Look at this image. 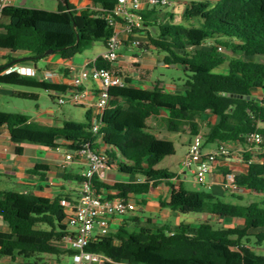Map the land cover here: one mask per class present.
<instances>
[{
    "label": "trees",
    "instance_id": "1",
    "mask_svg": "<svg viewBox=\"0 0 264 264\" xmlns=\"http://www.w3.org/2000/svg\"><path fill=\"white\" fill-rule=\"evenodd\" d=\"M58 1L57 11L5 6L1 15L7 22L0 23V50L27 52L35 62L52 51L66 60L85 53L95 43L106 45L114 35L110 16L117 0H80L98 8L80 11L69 0ZM141 16L148 38L144 47L151 45L163 54L162 62L179 68L185 80L181 94L158 86L138 93L126 87L110 89V107L100 117L105 145L101 154L107 167L114 166L132 181L108 186L95 176L94 192H114L109 198L128 200L130 195L148 194L175 176L156 168L176 150L173 141L158 138L155 131L181 132L188 126L195 136L199 131L197 120L211 113L218 123L209 125L207 142L244 143L249 135L264 136V99L258 102L253 97L254 90H264V0H189L179 23L175 15L161 8L141 12ZM223 49L226 52H221ZM11 61L0 65V88L67 89L7 72ZM94 65L98 69L112 68V63L101 56ZM222 66L225 71L216 72ZM13 97L38 100L37 95L24 92H15ZM28 121L26 115L0 111V128L7 127L16 144L63 148L68 153L89 144L97 152L90 112L85 123L67 121L61 127ZM258 159L252 161L251 153L244 155L248 171L235 177L234 185L242 194H231L235 201L181 188L169 202L161 203L181 215L209 214L239 219L241 225L226 227L210 221L170 225L155 224L151 219L140 225L131 215L117 231L93 236L87 251L107 256L110 262L106 264H264V255L249 246L251 237L258 245L264 243V154ZM49 170V166L38 164L34 173L46 174ZM62 199L71 201L65 194L51 200L0 190V219L9 229L0 230V257L21 259L26 264H51L45 256H56V262L61 255L69 256L72 251L62 249V245L73 230L65 222ZM130 222L133 228H129Z\"/></svg>",
    "mask_w": 264,
    "mask_h": 264
},
{
    "label": "crops",
    "instance_id": "2",
    "mask_svg": "<svg viewBox=\"0 0 264 264\" xmlns=\"http://www.w3.org/2000/svg\"><path fill=\"white\" fill-rule=\"evenodd\" d=\"M69 2L78 11L84 10L88 7L98 10V8H94L87 1L69 0ZM28 4L29 0H0V23L7 22V19L1 15V11L5 6L11 5L32 8L29 7ZM188 4L186 5V8ZM58 6L59 1L56 9L47 11H57ZM161 9H163L164 13L169 14H173L177 11V8L173 10V6ZM131 40H139L143 47H134L132 46L131 41L125 39L119 50V59L112 64V68L121 70L126 77L125 85L123 87H126L131 93H138L142 90L152 89L153 87L158 86L159 88H163L166 92L181 94L184 80H181L180 78H171L170 80L174 81L169 82V79V81H163L161 79L153 78L155 65L164 66L167 69L179 68L174 66L167 67L162 62L164 55L160 54L153 46L149 45L148 47H144L148 44V38L145 31L142 30L137 35L132 36ZM104 51L105 45H103L102 50L95 56H86L81 59L76 56L64 60L59 55L51 54L52 56L47 55L43 59L35 62L30 59L27 52L18 51L16 53H11L9 51L0 50V65H8L10 63L9 60L11 59V66L25 68L29 72L27 75L28 77H32L36 80H44L55 85L66 86L67 89L65 91H47L49 92L53 103H57V97L63 95L67 96L73 91L71 84L73 77L81 70L91 68L96 58L101 56ZM123 51H125V54H123ZM126 53H128V55ZM58 58H60V60ZM41 61L49 64L46 69L38 66V63ZM224 71V66L216 70V72ZM98 86V83L90 84L87 87L88 94L79 104H73L67 101L64 105H58V107L50 108L45 111L38 109L34 116H30L26 113L20 114L28 116V122L51 127H61L63 123L67 121L77 122V115L74 109L82 108L85 112V121L86 113L90 112L91 126H93L97 122L96 100ZM82 90L84 89L82 88ZM15 92L35 94L39 98V95L33 92L14 88H0V95L5 94L13 97ZM253 97L260 102V100L264 99V90H254ZM197 123L199 126L198 134H201L204 140L203 152L209 153L215 151L218 147V143L207 142L205 135L208 132L210 124L218 123V118L211 113H205L199 120H197ZM154 134L160 139L171 140L174 142L176 150L175 155L165 157L156 168L168 170L174 173L175 176L170 180H164L157 187L152 188L148 194L141 195L140 198L135 201L131 198L128 199L135 202L137 206V211L133 214V217L139 219L141 223L140 225L144 224L147 219H151L155 224L171 225L172 221L174 222V225L183 223L179 213L161 206V203L169 202L171 196L174 193L179 192L181 188H184L191 193L201 191L210 192L217 198H227L229 194H239V190L232 191L226 187V175L233 174L236 177L247 173L248 164L244 161L245 154L251 153L252 161H258V156L264 154V136L263 142L260 144H252L248 142L226 143L229 150L232 147L236 148L239 154H234L230 158L220 157L215 164L213 171L208 176L209 185L202 188L197 184L193 172L183 166V161L193 140L191 129L188 126H184L181 132L155 131ZM176 139L178 145L182 147L181 152L178 151V145L175 142ZM93 148L98 153L104 152L105 145L103 139L96 137L93 143ZM67 153L68 152L63 153L62 148L48 149L30 143L16 144L11 141L8 128H0V190L14 191L22 194H34L51 200L60 194H65L70 197L71 201L78 200L79 189L83 182V174L87 170V162L84 158H76L71 162H66L65 155ZM38 164L47 165L50 170L46 174L34 173V168ZM98 177L103 184L108 186H113L116 183H127L132 181V178L120 174L114 166L104 169ZM109 194H114V192L101 190L97 195L106 199H113L108 197ZM191 196L194 198V195ZM143 202L145 205L140 206L139 203ZM137 212L141 214L139 215ZM154 215H156L159 220L155 219ZM128 219L129 217L113 219L110 223L109 232L117 231L122 222ZM128 226L129 228H133V222L128 223ZM114 227H116V229H112ZM0 230L4 232L9 231L8 227L1 219ZM99 233L100 230L96 227L94 230V236L99 235ZM62 249H64L63 246ZM0 264L26 263L21 259L11 260L6 257H0Z\"/></svg>",
    "mask_w": 264,
    "mask_h": 264
},
{
    "label": "built area",
    "instance_id": "3",
    "mask_svg": "<svg viewBox=\"0 0 264 264\" xmlns=\"http://www.w3.org/2000/svg\"><path fill=\"white\" fill-rule=\"evenodd\" d=\"M177 0H117V6L110 16L111 23L115 28V33L105 45V51L101 57L109 63H115L119 59V50L123 41L129 40L132 46L139 48V40H131L145 29L141 12L153 8H167L175 4ZM7 72H17L27 76L29 72L25 68L10 67ZM126 77L121 70L115 68L98 69L94 64L91 68L81 70L73 77L71 84L73 91L67 96L56 98L59 106L67 101L79 104L88 94L87 87L90 84L98 83L96 100L97 122L92 126L91 131L94 136L102 138L100 134L101 120L103 112L110 107L111 88H121L125 85ZM82 88L84 90H82ZM203 137L201 134L193 136L189 151L183 161V166L191 170L195 176L197 184L205 188L209 185L208 176L213 171L215 164L220 157L230 153L226 143H219L215 151L203 152ZM246 142L260 144L263 136L252 134L246 137ZM76 158H84L87 162V170L83 174V182L79 189V198L76 201L67 199L61 200V205L67 212L65 222L72 227L73 234L66 238L63 243L64 249H69L72 253L70 264H106L110 259L104 254L87 251V247L94 236V230L99 228V236L109 233L110 223L117 217L126 218L137 211L135 202L113 198L106 199L96 195L93 190V179L99 176L107 168L106 160L101 153L90 149L89 144L65 155V161L71 162ZM235 175H226V187L229 190H238L234 185Z\"/></svg>",
    "mask_w": 264,
    "mask_h": 264
},
{
    "label": "rangeland",
    "instance_id": "4",
    "mask_svg": "<svg viewBox=\"0 0 264 264\" xmlns=\"http://www.w3.org/2000/svg\"><path fill=\"white\" fill-rule=\"evenodd\" d=\"M189 3V0H177L175 4L173 5V10L177 8V11L173 13L175 15V22L179 23L182 20V15L184 13V10L186 8V5ZM58 1L57 0H29V7L32 8H37V9H45V10H54L57 8ZM172 7V6H171ZM103 48V44L101 43H95L90 50H88L86 53H83L78 56V58H85L86 56H95L97 53H99ZM221 52H226L225 49ZM123 54H125V51H123ZM128 55V53H126ZM52 56V55H51ZM59 57V56H58ZM60 60V58H58ZM49 64L45 62H39L38 66L40 68L46 69V67ZM153 78L154 79H161L163 81L170 80L171 78L178 79L180 78L181 80H185V75L181 70L178 69H167L164 66H159L155 65V69L153 70ZM168 80V81H169ZM174 80H170L169 82H172ZM176 81V80H175ZM182 82V81H181ZM5 89L8 88H14L18 90H23V91H28V92H33L39 95V98L37 101L35 100H24V99H19L16 97H12L10 95H0V111L1 112H8V113H26L30 116H34L37 112L38 109L41 110H48L50 108L58 107L57 103H53L49 92L41 89H33V88H25V87H14V86H3ZM76 112V121L78 123H84L85 121V112L82 108H76L74 109ZM27 111V112H26ZM177 143V139L175 140ZM178 145V143H177ZM182 147L178 145V151L181 152ZM62 152L65 153L67 152L65 149L62 148ZM234 154H239L238 150L236 148H230V153L224 158H230ZM201 189V188H199ZM239 196H242L241 193L237 194ZM141 195H130V198L133 199L134 201L136 199H139ZM246 199L249 198L250 196L248 195H243ZM252 198V197H250ZM227 199L235 201L231 197V194L227 196ZM256 199V198H252ZM137 214H141L137 212ZM181 221L187 222L192 225H198L202 223L203 221H210L215 224H219L222 226L226 227H231V226H236V225H241L242 221L239 219H229V218H223L220 219L218 217H213L209 214H188V215H181ZM121 218V217H117ZM154 218L159 220L156 215H154ZM171 225H174V222H171ZM71 229H73L71 227ZM116 229V227L112 228ZM138 230V229H137ZM252 234V233H251ZM251 242L249 246L254 250L255 253L264 255V243L262 245H258L255 238L251 237L250 238ZM46 261H48L51 264H70L71 263V258L69 256H64L61 255L59 256V261L56 262V256H45L44 257Z\"/></svg>",
    "mask_w": 264,
    "mask_h": 264
},
{
    "label": "water",
    "instance_id": "5",
    "mask_svg": "<svg viewBox=\"0 0 264 264\" xmlns=\"http://www.w3.org/2000/svg\"><path fill=\"white\" fill-rule=\"evenodd\" d=\"M51 54H53V52L52 51H48V52H46V55H51ZM1 70V69H0ZM248 99L250 98V97H247Z\"/></svg>",
    "mask_w": 264,
    "mask_h": 264
}]
</instances>
